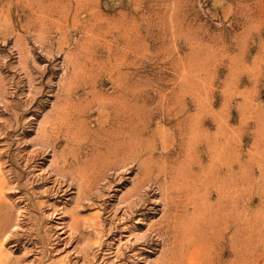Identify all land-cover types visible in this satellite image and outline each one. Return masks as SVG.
I'll use <instances>...</instances> for the list:
<instances>
[{
	"label": "rangeland",
	"instance_id": "1",
	"mask_svg": "<svg viewBox=\"0 0 264 264\" xmlns=\"http://www.w3.org/2000/svg\"><path fill=\"white\" fill-rule=\"evenodd\" d=\"M0 240L264 264V0H0Z\"/></svg>",
	"mask_w": 264,
	"mask_h": 264
},
{
	"label": "bare ground",
	"instance_id": "2",
	"mask_svg": "<svg viewBox=\"0 0 264 264\" xmlns=\"http://www.w3.org/2000/svg\"><path fill=\"white\" fill-rule=\"evenodd\" d=\"M61 175V174H60ZM4 176V175H3ZM2 177V176H1ZM3 184V183H2ZM2 192V191H1ZM89 222V221H88ZM92 222V221H91ZM99 228V227H98ZM22 233V232H21ZM99 233V232H98ZM50 238V237H49ZM1 241V240H0ZM1 244V242H0ZM1 249V248H0ZM4 252V251H3ZM1 255L3 256V253L1 252ZM47 257V256H46ZM1 263V262H0ZM17 263V262H16ZM55 263V262H54ZM4 264V263H3ZM22 264V263H21Z\"/></svg>",
	"mask_w": 264,
	"mask_h": 264
}]
</instances>
